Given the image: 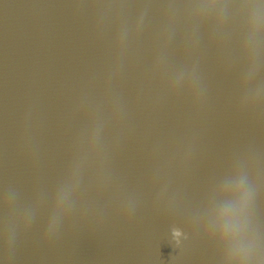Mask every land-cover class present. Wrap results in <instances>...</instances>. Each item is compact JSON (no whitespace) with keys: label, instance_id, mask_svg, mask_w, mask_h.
<instances>
[{"label":"water","instance_id":"obj_1","mask_svg":"<svg viewBox=\"0 0 264 264\" xmlns=\"http://www.w3.org/2000/svg\"><path fill=\"white\" fill-rule=\"evenodd\" d=\"M264 125V0H0V182Z\"/></svg>","mask_w":264,"mask_h":264}]
</instances>
